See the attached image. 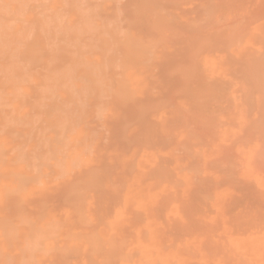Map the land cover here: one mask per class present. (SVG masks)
Returning <instances> with one entry per match:
<instances>
[{
    "label": "bare ground",
    "instance_id": "1",
    "mask_svg": "<svg viewBox=\"0 0 264 264\" xmlns=\"http://www.w3.org/2000/svg\"><path fill=\"white\" fill-rule=\"evenodd\" d=\"M113 1L0 0V264H264V0Z\"/></svg>",
    "mask_w": 264,
    "mask_h": 264
},
{
    "label": "rangeland",
    "instance_id": "2",
    "mask_svg": "<svg viewBox=\"0 0 264 264\" xmlns=\"http://www.w3.org/2000/svg\"><path fill=\"white\" fill-rule=\"evenodd\" d=\"M114 1L117 2V0H114ZM114 1H113V2H114ZM120 1H123V2H124L125 0H119V2H120ZM127 1L129 2L130 0H127ZM131 1H132V0H131ZM131 1H130V2H131ZM186 1H187V0H185V2H186ZM191 1L197 2V1H195V0H191ZM234 1H235V0H234ZM238 1H239V0H238ZM238 1H237V2H238ZM244 1H245V0H244ZM244 1L242 0L243 3H246V1H248V0H246L245 2H244ZM125 2H126V1H125ZM128 2H127V3H128ZM183 2H184V1H183ZM194 2H193V3H192V2H189L188 4H189V5H190L191 3H192V4H195ZM237 2H236V3H237ZM242 2H241V3L239 2L238 5L242 6ZM120 3H121V2H120ZM120 3H119V4H120ZM154 3H155V2H154ZM156 3H157V2H156ZM117 4H118V2H117ZM125 4H126V3H125ZM156 5H157V4H156ZM166 5H167V4H166ZM243 6H244V5H243Z\"/></svg>",
    "mask_w": 264,
    "mask_h": 264
}]
</instances>
